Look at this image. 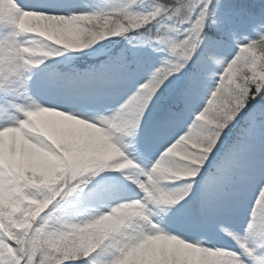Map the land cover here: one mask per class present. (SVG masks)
<instances>
[{"label": "snow or ice", "instance_id": "snow-or-ice-1", "mask_svg": "<svg viewBox=\"0 0 264 264\" xmlns=\"http://www.w3.org/2000/svg\"><path fill=\"white\" fill-rule=\"evenodd\" d=\"M0 264H264V6L0 0Z\"/></svg>", "mask_w": 264, "mask_h": 264}, {"label": "trees", "instance_id": "trees-1", "mask_svg": "<svg viewBox=\"0 0 264 264\" xmlns=\"http://www.w3.org/2000/svg\"><path fill=\"white\" fill-rule=\"evenodd\" d=\"M263 1L264 0H260ZM258 0H223L225 8L232 11L235 14H238L239 17H243L247 13L255 12L252 10V6L255 4H261ZM261 5H264L261 4Z\"/></svg>", "mask_w": 264, "mask_h": 264}]
</instances>
